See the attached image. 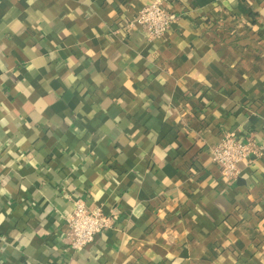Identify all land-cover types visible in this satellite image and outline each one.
<instances>
[{"label": "crops", "instance_id": "0c3cea01", "mask_svg": "<svg viewBox=\"0 0 264 264\" xmlns=\"http://www.w3.org/2000/svg\"><path fill=\"white\" fill-rule=\"evenodd\" d=\"M151 1L0 0V264H264V0H161L154 40ZM76 199L111 224L73 251Z\"/></svg>", "mask_w": 264, "mask_h": 264}, {"label": "built area", "instance_id": "2783aa9c", "mask_svg": "<svg viewBox=\"0 0 264 264\" xmlns=\"http://www.w3.org/2000/svg\"><path fill=\"white\" fill-rule=\"evenodd\" d=\"M172 20V14L161 0H152L137 12L129 25L142 27L148 38L154 40L168 31ZM255 152L256 148L250 137L228 132L212 146L210 155L224 177L234 178L239 163L247 160ZM73 204V211L67 218L66 239L69 247L73 251H78L91 243L95 234L109 228L111 220L103 214L100 207L89 208L81 199L74 200Z\"/></svg>", "mask_w": 264, "mask_h": 264}]
</instances>
